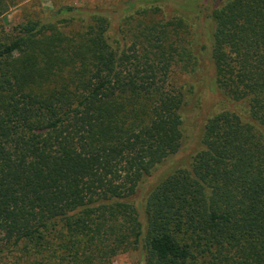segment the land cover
<instances>
[{
	"label": "trees",
	"instance_id": "obj_1",
	"mask_svg": "<svg viewBox=\"0 0 264 264\" xmlns=\"http://www.w3.org/2000/svg\"><path fill=\"white\" fill-rule=\"evenodd\" d=\"M21 1L0 0V264H264V0L67 5L7 29ZM206 86L219 105L177 161Z\"/></svg>",
	"mask_w": 264,
	"mask_h": 264
},
{
	"label": "rangeland",
	"instance_id": "obj_2",
	"mask_svg": "<svg viewBox=\"0 0 264 264\" xmlns=\"http://www.w3.org/2000/svg\"><path fill=\"white\" fill-rule=\"evenodd\" d=\"M125 0H22L20 3H16L15 6L4 15L3 24L7 29L12 28L14 25L25 21V19L32 15L48 16L50 13L56 11L58 8L74 5L81 8H90V9H103L115 7L117 4L124 2ZM201 100L198 104V107L195 111H191L190 121L193 122L194 129L193 140L190 141L189 134L185 137L184 145L190 143V150L185 149L182 157H179L177 161L183 162L191 159V156L199 149V141L202 139L203 133V117L208 112L209 108L212 106L219 105L217 102L216 96L220 95L219 93H214L212 88L209 86L199 87ZM210 95V96H209ZM209 96V97H207ZM214 100H216L214 102ZM234 106V105H233ZM224 108V106L222 107ZM220 108V109H222ZM192 148V149H191ZM149 183V180L147 181ZM146 182V183H147ZM146 183L140 188L136 198L141 199L145 196L146 193ZM151 181L150 184H152ZM141 253L138 251H129L119 256L115 257L113 264H144Z\"/></svg>",
	"mask_w": 264,
	"mask_h": 264
}]
</instances>
